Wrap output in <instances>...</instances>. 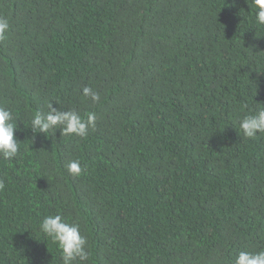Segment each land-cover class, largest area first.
Instances as JSON below:
<instances>
[{
    "label": "trees",
    "instance_id": "obj_1",
    "mask_svg": "<svg viewBox=\"0 0 264 264\" xmlns=\"http://www.w3.org/2000/svg\"><path fill=\"white\" fill-rule=\"evenodd\" d=\"M0 18V107L20 145L0 158V264H62L39 230L48 214L79 223L85 264L264 250V133L236 123L264 106L251 0H0ZM50 107L95 113V126L33 133Z\"/></svg>",
    "mask_w": 264,
    "mask_h": 264
},
{
    "label": "clouds",
    "instance_id": "obj_2",
    "mask_svg": "<svg viewBox=\"0 0 264 264\" xmlns=\"http://www.w3.org/2000/svg\"><path fill=\"white\" fill-rule=\"evenodd\" d=\"M251 2L256 22L264 25V0H251ZM8 29V21L0 18V40L5 39ZM82 92L94 102L100 99L99 94L90 87H84ZM95 120V113L89 112L85 118L74 109L59 111L50 107L47 113L35 112L29 127L33 133L42 132L45 137L48 136L50 129L55 131L56 128L66 136L75 134L84 137L88 129L95 126ZM236 123L244 137L255 138L258 133H264V106H258ZM16 130L12 112L0 107V158L3 160H12L19 152L20 145L15 137ZM66 168L73 176H79L82 172L79 160H69ZM3 187V182L0 181V189ZM39 230L56 245L62 264H85L89 260L87 239L81 234L79 223L69 222L61 214H48L39 222ZM233 264H264V250L254 253L239 251L235 255Z\"/></svg>",
    "mask_w": 264,
    "mask_h": 264
}]
</instances>
